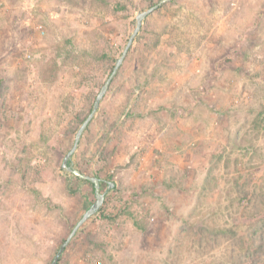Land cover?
Here are the masks:
<instances>
[{
  "label": "rangeland",
  "instance_id": "obj_1",
  "mask_svg": "<svg viewBox=\"0 0 264 264\" xmlns=\"http://www.w3.org/2000/svg\"><path fill=\"white\" fill-rule=\"evenodd\" d=\"M160 1L0 0V264H51L95 202L62 164ZM165 129L197 164L153 167ZM69 164L115 186L59 264H264V0L145 18Z\"/></svg>",
  "mask_w": 264,
  "mask_h": 264
},
{
  "label": "water",
  "instance_id": "obj_2",
  "mask_svg": "<svg viewBox=\"0 0 264 264\" xmlns=\"http://www.w3.org/2000/svg\"><path fill=\"white\" fill-rule=\"evenodd\" d=\"M169 1L170 0H161L156 5H154L151 8H149L148 10L138 14V16L136 17V27H135V29L133 31V34L129 38V41H128L127 45H126V48L123 51L122 56L116 61V65H115L111 75L106 80L105 84L102 86L100 92L98 93V95H97V97L95 99L92 111L90 112L88 117L84 120V122L81 125V127L79 128V130H78V132L76 134V137H75V142H74L73 147L69 150V152L66 154V156L64 158V161H63V164H62V168L64 170H66L67 172L77 176L78 178H80L82 180L89 181V182H91L94 185L96 201L84 213L82 218L78 221L76 226L70 232L69 236L61 244V246H60L57 254L55 255V257L53 258L51 264H58L59 263V260H60V258L62 256V254L64 253V251L66 250V248L68 247V245L70 244L72 239L76 236V234L79 231V229L81 228V226L84 223H86L93 215H95L100 210V208L102 207V205L104 204V201H105V193L101 192L100 183H101L102 180L100 178H98V177L88 176L86 174H83L79 170H76V169L72 168L70 166V164H69L70 160H71L72 156L74 155V153L76 152V150H77V148L79 146V142H80V139H81L84 131L86 130V128L89 126L90 122L92 121V119L96 115V113H97V111L99 109V106L101 104V101L105 97V94L107 93L113 78L115 77V75L117 74L119 68L121 67V65L123 63V61L125 60V58H126L128 52H129L133 42H134L135 37L140 32L142 24H143V21L150 14L155 12V10H157L160 6H162L163 4H165V3L169 2ZM114 186H115L114 182H109V189H113Z\"/></svg>",
  "mask_w": 264,
  "mask_h": 264
},
{
  "label": "crops",
  "instance_id": "obj_3",
  "mask_svg": "<svg viewBox=\"0 0 264 264\" xmlns=\"http://www.w3.org/2000/svg\"><path fill=\"white\" fill-rule=\"evenodd\" d=\"M192 122H193V119L191 118L190 122L189 123L187 122V126L185 127V129H189L188 130L189 132H191ZM203 123H205L203 122V120L199 122L200 125H202ZM167 131L168 129H165L163 131L159 130V134L155 142L156 143L155 145L157 147L156 149L158 150H156V153H152L156 157V162H155L156 166H153V167L154 168H173L175 164H176V167H180L177 165L179 161H182L185 165L197 164L198 158H201V155H203L202 153L200 154L198 153L200 151V147L192 146V145H195L196 143L190 141V139L188 140L187 136H185V138H183L184 140H182L181 137H178L180 132L175 133L172 131L170 132H167ZM174 137H175V144H173ZM186 139L189 141V144L183 145L181 147L182 145L181 141H184L185 143ZM198 139L200 138H197L196 140Z\"/></svg>",
  "mask_w": 264,
  "mask_h": 264
},
{
  "label": "trees",
  "instance_id": "obj_4",
  "mask_svg": "<svg viewBox=\"0 0 264 264\" xmlns=\"http://www.w3.org/2000/svg\"><path fill=\"white\" fill-rule=\"evenodd\" d=\"M170 1H171V0H170ZM76 178L79 179V180H82V179L78 178L77 176H76ZM83 181H85V182H87V183H90V184L92 185L93 189H94V185H93L91 182L86 181V180H83ZM100 185H101V192H102V193H105V194H106L107 191L111 190V189H109V182L101 181ZM94 192H95V190H94ZM95 201H96V198H95ZM100 210H101V209H100ZM91 219H92V217H91L86 223H84V224L81 226L80 229H82L83 227H85V226L89 223V221H90ZM59 262H60V260H59ZM58 264H59V263H58Z\"/></svg>",
  "mask_w": 264,
  "mask_h": 264
}]
</instances>
